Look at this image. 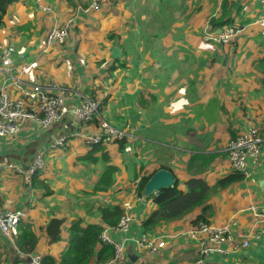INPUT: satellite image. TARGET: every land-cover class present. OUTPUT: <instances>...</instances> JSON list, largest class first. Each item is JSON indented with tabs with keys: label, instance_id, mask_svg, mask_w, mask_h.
Here are the masks:
<instances>
[{
	"label": "crops",
	"instance_id": "crops-1",
	"mask_svg": "<svg viewBox=\"0 0 264 264\" xmlns=\"http://www.w3.org/2000/svg\"><path fill=\"white\" fill-rule=\"evenodd\" d=\"M138 1L100 0L99 10L84 11L92 0H16L4 15L0 47L13 49L9 57L14 66L29 68L25 73L13 69L12 76L0 70V88L20 97V90L32 83L53 82L68 112L49 128L26 122L17 135L0 138V202L5 209L23 211L20 223L29 225L38 239L35 249L25 253L16 246L17 237L0 232V264H24L29 254L49 255L57 262L67 248L68 228L77 220L83 227L101 226L120 243L122 263L133 256L132 264H195L196 246L188 233L201 208L145 230L142 224L157 206L151 198L137 196V185L164 168L182 192L191 178L213 186L233 173L224 152L227 142L250 126L263 139L261 154L249 161L248 177L211 196L205 222L220 226L235 219L239 231L249 233L254 227L246 208L254 204L264 213V4L187 0L186 12L177 21L180 29L160 40L164 52L153 57L151 50L143 51L137 35L127 64L120 68L116 61L125 59L122 46L133 24L138 31ZM220 17L230 23L211 29L209 22ZM69 19L73 23L65 41L44 48L49 30ZM225 27L242 32L226 45L205 40L209 32L218 35ZM114 48L120 50L115 59ZM163 54L176 57L181 65L160 68L156 59ZM17 82L19 90L13 86ZM84 98L100 102L97 119L87 124L72 115ZM100 120L124 132L125 138L102 142L116 168L115 180L111 190L92 193L98 171L81 157L90 150L84 139L102 134ZM60 139L64 145L56 146ZM119 142H124L122 152ZM41 153L44 165L34 176L30 169ZM200 156H214L204 170L199 169ZM10 164L17 167L16 173L6 170ZM106 205H120L132 216L126 232L103 223L98 208ZM52 218L65 219L56 242L45 233ZM143 238L164 246L153 252L139 244ZM220 248L205 264H264V238L249 240V246L238 251L225 244ZM100 249L99 244L89 264L98 263Z\"/></svg>",
	"mask_w": 264,
	"mask_h": 264
},
{
	"label": "built area",
	"instance_id": "built-area-1",
	"mask_svg": "<svg viewBox=\"0 0 264 264\" xmlns=\"http://www.w3.org/2000/svg\"><path fill=\"white\" fill-rule=\"evenodd\" d=\"M264 4V0H260ZM97 0H92L90 6L84 10L96 9ZM73 23L69 19L64 25L54 26L46 35L44 48L53 45L55 42L63 43L68 35L70 26ZM238 28L225 27L218 35L208 33L205 36L206 41H212L216 44H230L235 40ZM2 64L0 70L8 76H12L13 69L18 72L25 73L29 65L14 66L9 55L13 52L11 47L2 49ZM14 88L19 90L18 82L13 84ZM55 83L40 84L32 83L20 90V97L12 96L6 91V88H0V138L5 136H15L21 126L26 122H33L43 128H49L60 121L68 112L65 104V97ZM100 102L90 98H84L79 106L72 110L73 118L76 122L87 124L97 117ZM100 128L102 134L96 137H87L84 139L86 145L98 144L99 142H109L112 140H122L125 133L113 129L107 122L100 120ZM263 139L258 129L250 126L248 130L238 134L230 139L224 149L230 162L233 172L241 173L244 178L249 176V161L256 159L262 151ZM56 146H63L64 140L60 139L56 142ZM42 153L38 154L30 169V174L38 172L43 168ZM6 170L10 173H16L17 167L13 164L6 166ZM246 211L250 215L251 224L254 229L251 232L242 233L238 222L235 219L215 226L204 221L194 224L188 233L190 239L195 242L196 259L195 264H205L210 255L221 251V245L225 244L229 249L238 251L249 246V240H260L264 238V213L259 211L254 204L249 205ZM25 217L21 210H8L3 208L0 202V232L2 235L12 239L18 235V226L20 220ZM132 216L123 213L117 225L111 229L119 232H126ZM107 231L103 230L100 240L103 244L110 245L113 248V256L105 262L96 264H122L124 249L123 246L111 240L107 236ZM233 232L235 234H233ZM139 244L142 247L149 248L156 252L164 246V242L156 245L145 238L141 239ZM24 264H41V256L38 254H29Z\"/></svg>",
	"mask_w": 264,
	"mask_h": 264
},
{
	"label": "trees",
	"instance_id": "trees-1",
	"mask_svg": "<svg viewBox=\"0 0 264 264\" xmlns=\"http://www.w3.org/2000/svg\"><path fill=\"white\" fill-rule=\"evenodd\" d=\"M16 0H0V27L3 25V18L8 8ZM100 0H97L99 10ZM187 0H139L137 2L136 19L138 21V31L134 24L131 27V34L127 37V44H123V54L125 59L116 61L120 68H124L127 64L126 56L129 52H133L137 35L139 36V44L143 51L151 50L153 57L159 52H164L161 47L160 40L169 33H175L180 27L177 21L186 12ZM136 23V22H135ZM230 23L223 17L217 20L212 19L209 24L211 29H217ZM131 44V51L129 50ZM132 55V54H131ZM160 68L175 69L181 65V62L173 58L165 57V54L156 59ZM183 68V67H182ZM264 87V77L262 80ZM95 118L94 120H96ZM93 120V121H94ZM97 124V122H95ZM99 123V122H98ZM119 150L122 152L124 149V142H119ZM101 153L99 157L95 155ZM193 158V157H192ZM81 159L93 165V171H98V179L92 190V193L107 192L111 190L115 180L116 168L109 163V157L104 150L103 143L90 145V150ZM214 159V156L198 157L200 161V170H204ZM35 172L33 175H37ZM150 177H143L136 188V194L141 196V191L144 184ZM244 176L239 172H233L222 179H219L213 186H209L201 178H191L186 182L187 191L182 192L178 189L177 180L172 188L162 189L154 194L151 199L157 206L148 218L143 222L142 226L145 230L154 228L157 224L164 222H174L182 219L185 215L191 213L196 208H201V214L192 222L193 224L199 221H206V216L211 211V205L208 204L212 195L220 192L221 190L240 182ZM43 185V184H42ZM46 192L50 191L46 189ZM98 213L101 216L103 223L108 227H115L122 216L123 209L120 205H106L98 208ZM18 236L15 240L16 246L25 253L32 252L37 244V237L32 232L31 227L26 224H19ZM103 229L98 225H87L83 227L81 221H73L68 228V242L67 248L60 255V259L56 260L49 256L44 255L41 257V264H89L95 256V249L97 245H101V249L96 256L98 263L105 262L113 256L114 251L109 245L101 243L100 235ZM60 237L57 236L51 241H57Z\"/></svg>",
	"mask_w": 264,
	"mask_h": 264
},
{
	"label": "water",
	"instance_id": "water-1",
	"mask_svg": "<svg viewBox=\"0 0 264 264\" xmlns=\"http://www.w3.org/2000/svg\"><path fill=\"white\" fill-rule=\"evenodd\" d=\"M120 56V50L118 48H114L112 50L111 57L112 58H118ZM175 184V178L171 171L167 169H159L156 172H154L148 181L144 184L141 196L143 199L147 200L150 199L154 194H156L158 191L162 189L172 188ZM262 186V183L260 184ZM65 219L64 218H52L49 221V224L47 225L45 229L46 235L51 238L55 239L60 234V228L64 224ZM4 241L9 242L5 237ZM6 239V240H5ZM135 258L133 256L128 257V262H124L122 264H132L134 263Z\"/></svg>",
	"mask_w": 264,
	"mask_h": 264
},
{
	"label": "rangeland",
	"instance_id": "rangeland-1",
	"mask_svg": "<svg viewBox=\"0 0 264 264\" xmlns=\"http://www.w3.org/2000/svg\"><path fill=\"white\" fill-rule=\"evenodd\" d=\"M235 28H236V27H235ZM236 29H237V28H236ZM238 30H239V32L236 33L235 38L237 37L238 34H240V33L242 32V29H241V28H238ZM44 40H45V39H44ZM56 44H58V42H55L53 45H56ZM53 45H52V46H53ZM30 70H31V69H29V71H30ZM29 71H28V72H29Z\"/></svg>",
	"mask_w": 264,
	"mask_h": 264
}]
</instances>
